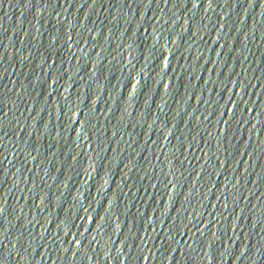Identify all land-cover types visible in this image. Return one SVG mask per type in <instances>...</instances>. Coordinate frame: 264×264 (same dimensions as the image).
<instances>
[{
	"label": "water",
	"instance_id": "95a60500",
	"mask_svg": "<svg viewBox=\"0 0 264 264\" xmlns=\"http://www.w3.org/2000/svg\"><path fill=\"white\" fill-rule=\"evenodd\" d=\"M0 264H264V0H0Z\"/></svg>",
	"mask_w": 264,
	"mask_h": 264
}]
</instances>
